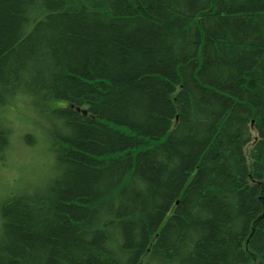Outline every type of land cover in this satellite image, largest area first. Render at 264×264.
I'll list each match as a JSON object with an SVG mask.
<instances>
[{"label":"trees","instance_id":"obj_1","mask_svg":"<svg viewBox=\"0 0 264 264\" xmlns=\"http://www.w3.org/2000/svg\"><path fill=\"white\" fill-rule=\"evenodd\" d=\"M17 121L0 264H264V0H0Z\"/></svg>","mask_w":264,"mask_h":264},{"label":"rangeland","instance_id":"obj_2","mask_svg":"<svg viewBox=\"0 0 264 264\" xmlns=\"http://www.w3.org/2000/svg\"><path fill=\"white\" fill-rule=\"evenodd\" d=\"M20 123L19 121H17L16 123L13 143L12 146H10L7 158L5 160L1 159L0 161V186L7 184L6 179L8 178L10 172H13L14 170L27 171V173H24L25 176L22 177V180H32L38 178L40 173H35L37 167H46V163L49 160V158H47V160L45 161L44 157L42 158V154L39 155V157L37 156L39 148H44L41 143L30 144L29 142L24 141L23 132L34 130V125L30 126V123L26 121H20ZM37 130L39 131L37 132L38 135L37 133L35 135L37 138H41L42 136L39 137L40 133L45 134V131H42V129ZM39 142H41V140H39ZM43 143L47 147L48 144L45 140ZM45 156L48 155L46 154ZM20 174L21 173H16L15 177L17 178L18 176H20ZM14 184L15 183H11V185L15 186Z\"/></svg>","mask_w":264,"mask_h":264}]
</instances>
